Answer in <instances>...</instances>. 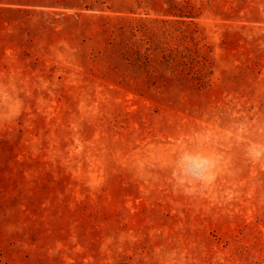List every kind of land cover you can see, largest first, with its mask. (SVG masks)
<instances>
[{
  "label": "rangeland",
  "instance_id": "rangeland-1",
  "mask_svg": "<svg viewBox=\"0 0 264 264\" xmlns=\"http://www.w3.org/2000/svg\"><path fill=\"white\" fill-rule=\"evenodd\" d=\"M2 2L0 264H264V0Z\"/></svg>",
  "mask_w": 264,
  "mask_h": 264
},
{
  "label": "clouds",
  "instance_id": "clouds-1",
  "mask_svg": "<svg viewBox=\"0 0 264 264\" xmlns=\"http://www.w3.org/2000/svg\"><path fill=\"white\" fill-rule=\"evenodd\" d=\"M206 139L200 137L199 143L206 142ZM248 151L253 160L264 156V146L253 145ZM222 159V155L202 148L181 149L174 161L173 175L177 185L187 191L210 186L216 179Z\"/></svg>",
  "mask_w": 264,
  "mask_h": 264
},
{
  "label": "trees",
  "instance_id": "trees-1",
  "mask_svg": "<svg viewBox=\"0 0 264 264\" xmlns=\"http://www.w3.org/2000/svg\"><path fill=\"white\" fill-rule=\"evenodd\" d=\"M3 0H0V12H14V13H20V12H25L27 15L31 14L33 16H39L42 19L49 20V19H69L73 17L81 18L84 16H87L88 13L82 11V10H76L74 13H68L65 11H50V10H44L43 8H37L35 6L28 7V4H20V3H14V2H2ZM5 4V5H1ZM88 10H92L88 6H86ZM94 12V11H92ZM182 12H180L181 15ZM95 14V13H94ZM149 50L151 48H148ZM136 53L138 56H141L140 50H136ZM149 55H145V60L148 61ZM172 59V58H171Z\"/></svg>",
  "mask_w": 264,
  "mask_h": 264
}]
</instances>
